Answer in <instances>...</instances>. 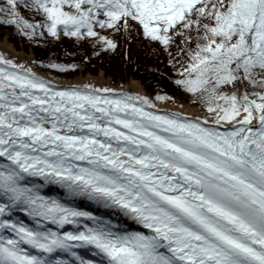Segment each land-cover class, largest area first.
Segmentation results:
<instances>
[{
  "label": "snow or ice",
  "instance_id": "1",
  "mask_svg": "<svg viewBox=\"0 0 264 264\" xmlns=\"http://www.w3.org/2000/svg\"><path fill=\"white\" fill-rule=\"evenodd\" d=\"M0 25L30 39L92 38L106 51L117 44L97 28L138 25L165 47L183 36L195 49L176 85L198 95L214 125L231 126L157 114L128 91H58L0 54V264H97L82 248L100 264H264V0H0ZM50 186L63 196L42 195ZM78 200L148 234L120 231Z\"/></svg>",
  "mask_w": 264,
  "mask_h": 264
},
{
  "label": "trees",
  "instance_id": "2",
  "mask_svg": "<svg viewBox=\"0 0 264 264\" xmlns=\"http://www.w3.org/2000/svg\"><path fill=\"white\" fill-rule=\"evenodd\" d=\"M22 15L30 22L42 20L41 16L35 15L26 9H21ZM180 28V25H177ZM102 35L112 39L116 44L115 50H104L103 45L96 43L92 38L86 40H77L75 37H67L61 33L59 39H56L46 31L44 35L38 33L31 39L22 34L15 26L0 25L1 34L8 36V41L15 46L16 49L33 54V61L42 71L49 70L57 74L75 76L77 74L85 75L90 73L97 75L103 71L105 77L114 79L133 78L138 80L142 87L147 90L150 95H161L174 98H182L188 100H197L201 105L205 104L191 93L186 92L182 87L177 86L175 81L179 79L178 71L182 70V66H186L189 57L187 51L195 49V42L187 43L183 36H175L174 42L168 47L159 42L151 41L144 37L142 31L136 32L134 26L127 32H115L111 29H96ZM190 35L195 37L196 33L191 32ZM183 50V51H182ZM51 64H58L67 67V71H59L52 67ZM206 107V106H205ZM41 194L53 198H61L62 195L56 191L48 193L41 190ZM73 207L80 210L88 211L96 216H100L105 220H111L120 227L118 230L129 232L128 226L117 220L113 214L108 212L93 211L85 207L73 204ZM18 223H23L29 227H36L35 221L25 215L21 211H15L11 217ZM91 223V222H86ZM50 228L56 230L55 225H49ZM74 226L66 225L62 231H73ZM3 235L12 237L11 231H4ZM14 238V237H13ZM24 247L32 254H37L35 249L28 245ZM76 251L85 259L94 260L100 264L101 257L94 256V249H76ZM62 258L72 260L70 256Z\"/></svg>",
  "mask_w": 264,
  "mask_h": 264
},
{
  "label": "bare ground",
  "instance_id": "3",
  "mask_svg": "<svg viewBox=\"0 0 264 264\" xmlns=\"http://www.w3.org/2000/svg\"><path fill=\"white\" fill-rule=\"evenodd\" d=\"M0 52H5L9 56L11 55L12 61L15 64L24 65L25 68H31L36 75L46 81H49L58 91L70 90L73 88L80 89L83 88L85 85H92L96 88L108 87L113 89L117 93L128 91L130 93L139 94L141 96L149 98L156 105L155 109H147L149 111H155L157 114L180 113L184 117L192 119L199 118L200 121H203L204 119H209V124L212 126H216L211 120L212 114L208 113L207 109L200 108L199 106H194L190 103H175L168 100L158 101L156 100V98L150 97L145 91V89H143L141 83L136 79L132 78L130 80L123 81L120 84H114L111 82V80L105 78L102 71L98 73V75H92L87 73L86 75H77L74 77H63L59 75L53 76L47 72H42L36 67H34L31 61V57H26L24 52L22 51H16L13 45L7 40L2 41L0 39ZM0 67H2V65H0ZM216 127L220 131L230 130L231 128L230 125L224 123ZM122 218L126 221H129L125 217ZM146 231L148 232V230Z\"/></svg>",
  "mask_w": 264,
  "mask_h": 264
},
{
  "label": "rangeland",
  "instance_id": "4",
  "mask_svg": "<svg viewBox=\"0 0 264 264\" xmlns=\"http://www.w3.org/2000/svg\"><path fill=\"white\" fill-rule=\"evenodd\" d=\"M134 29H135V31L136 32H140V29H139V26L138 25H134ZM0 39L2 40V41H4V40H7L8 41V36L7 35H4L3 36V34H1V32H0ZM8 42H10V40L8 41ZM11 43V42H10ZM12 44V43H11ZM13 45V44H12ZM13 47L15 48V46L13 45ZM15 50L16 51H19V52H24V54H25V56L26 57H31V61H32V64L34 65V67H36L38 70H40V71H42L39 67H37V65L35 64V62L33 61V54H31V53H28V52H26V51H24L23 49H16L15 48ZM0 54H2L4 57H6L7 59H9V60H12V56L10 55H8L7 53H5V52H0ZM42 72H47V73H49V74H51V75H53V76H55V75H59V76H63V77H74V76H69L68 74H66V75H62V74H57V73H54V72H50L49 70H44V71H42ZM101 72V71H100ZM100 72H98V73H100ZM103 72V71H102ZM90 74V73H89ZM77 75H80V74H77ZM77 75H75V76H77ZM86 75V74H85ZM98 75V74H97ZM106 79H108V80H111V82L112 83H114V84H120L121 82H123V81H127V80H130L131 78H127V79H114V80H112L111 78H108V77H105ZM143 89H144V87H143ZM145 91L147 92V90L145 89ZM148 93V92H147ZM148 95L150 96V97H152V98H156V96L157 95H150L149 93H148ZM168 101H171V102H179V103H190V104H192V105H194V106H199L200 108H203V109H207L205 106H203V105H201V103L199 102V101H197V100H184V99H182V98H178V97H176V98H174V100H168ZM45 189H46V192H51V191H56V192H58L59 194H61L62 196H63V193H62V190H60L59 188H57V187H54V186H50V187H45ZM74 204H77L78 206H80V207H85V208H88V209H90V210H93V211H98V212H103V213H105V212H108V213H111V214H113L112 212H110L109 210H106V209H101V208H98L97 207V205H95L94 203H92L91 201H87V200H78V201H76ZM114 215V217L117 219V220H119L120 222H123L126 226H128V228H129V230H130V232H144L145 234H148V232L146 231V230H144L143 228H142V226H140V225H137V224H135V223H132V222H130V221H126V220H124L122 217H120V215L118 214V213H115V214H113Z\"/></svg>",
  "mask_w": 264,
  "mask_h": 264
},
{
  "label": "water",
  "instance_id": "5",
  "mask_svg": "<svg viewBox=\"0 0 264 264\" xmlns=\"http://www.w3.org/2000/svg\"><path fill=\"white\" fill-rule=\"evenodd\" d=\"M43 192L48 193V192H46V189L45 188H43Z\"/></svg>",
  "mask_w": 264,
  "mask_h": 264
}]
</instances>
